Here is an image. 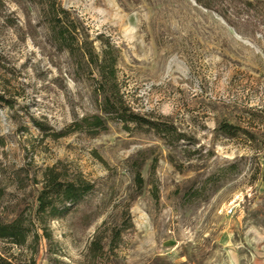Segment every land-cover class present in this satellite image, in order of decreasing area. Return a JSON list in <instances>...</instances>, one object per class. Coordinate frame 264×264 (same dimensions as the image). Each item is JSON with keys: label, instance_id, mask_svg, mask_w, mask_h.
I'll return each instance as SVG.
<instances>
[{"label": "rangeland", "instance_id": "rangeland-1", "mask_svg": "<svg viewBox=\"0 0 264 264\" xmlns=\"http://www.w3.org/2000/svg\"><path fill=\"white\" fill-rule=\"evenodd\" d=\"M208 2L58 0L112 51L124 106L152 129L101 113L40 6L0 0V225L30 230L19 248L0 240L3 258L264 263V0ZM52 179L91 187L54 220L38 212Z\"/></svg>", "mask_w": 264, "mask_h": 264}, {"label": "trees", "instance_id": "trees-1", "mask_svg": "<svg viewBox=\"0 0 264 264\" xmlns=\"http://www.w3.org/2000/svg\"><path fill=\"white\" fill-rule=\"evenodd\" d=\"M28 1L42 8V18L48 33V45L57 52L66 53L75 68L84 73L85 80L94 84L92 93L94 97L100 99V111L105 117L115 119L122 124L158 128L155 123L133 114L124 106L116 82L114 54L109 48H102L100 55L96 53L93 43L89 41L86 28L77 16H73L68 10L63 9L58 0ZM194 1L205 9H212L208 2L210 0ZM102 123L97 118L92 124H86L84 129L87 133L97 132L103 130ZM219 130L225 135H233L229 126L220 127ZM90 191L91 187L81 181L60 182L52 179L38 195V212L46 215L50 220L59 219L67 215L74 205L82 202ZM58 206L60 210H56ZM29 232L30 230L24 227V220L17 218L10 223L0 225V240L19 248L27 242ZM111 243L112 239L106 246L109 248ZM90 250L92 254L97 255L102 253L103 246L100 243H94ZM42 259L50 260V258ZM0 264L12 263L9 258H3L0 254ZM22 264L36 263L34 258H30Z\"/></svg>", "mask_w": 264, "mask_h": 264}, {"label": "crops", "instance_id": "crops-1", "mask_svg": "<svg viewBox=\"0 0 264 264\" xmlns=\"http://www.w3.org/2000/svg\"><path fill=\"white\" fill-rule=\"evenodd\" d=\"M244 264H264V263H260L258 261H254V260H248Z\"/></svg>", "mask_w": 264, "mask_h": 264}]
</instances>
